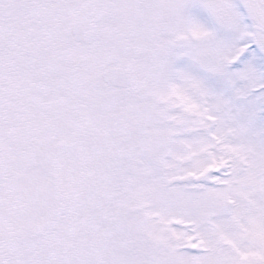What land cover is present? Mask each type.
Instances as JSON below:
<instances>
[{
    "label": "snow or ice",
    "instance_id": "snow-or-ice-1",
    "mask_svg": "<svg viewBox=\"0 0 264 264\" xmlns=\"http://www.w3.org/2000/svg\"><path fill=\"white\" fill-rule=\"evenodd\" d=\"M0 264H264V0H0Z\"/></svg>",
    "mask_w": 264,
    "mask_h": 264
}]
</instances>
